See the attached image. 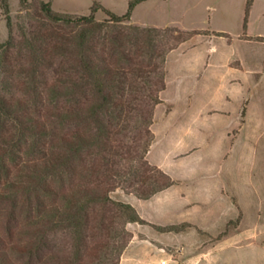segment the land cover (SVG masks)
I'll return each mask as SVG.
<instances>
[{
  "label": "rangeland",
  "instance_id": "374dc122",
  "mask_svg": "<svg viewBox=\"0 0 264 264\" xmlns=\"http://www.w3.org/2000/svg\"><path fill=\"white\" fill-rule=\"evenodd\" d=\"M4 1L0 45L13 38L8 54L12 72L0 74L9 87L2 92L0 86V93L16 99L31 89L25 92L30 79L24 73L34 60L27 39L48 45L51 28L42 3L77 16L98 7L94 17L102 21L105 10L125 14L132 0ZM130 23L157 28L164 47L177 46L166 56V85L154 110L150 129L155 140L147 160L178 184L154 202L132 198L150 223L126 225L132 238L137 234L134 247L139 249L136 255L126 252L131 238L120 260L264 264V0H143L133 7ZM36 75L39 91L55 78L47 63L37 66ZM8 173L9 178L0 174V192L17 170ZM128 192L118 188L110 196L129 203L133 195ZM18 211L0 219V250L25 242L29 230L23 225L30 221L27 212ZM145 236L149 242L143 243ZM50 239L60 256L73 257L68 236L59 232ZM15 257L16 264H48V250L41 258ZM92 257L85 253L73 261L87 264Z\"/></svg>",
  "mask_w": 264,
  "mask_h": 264
},
{
  "label": "trees",
  "instance_id": "16d2710c",
  "mask_svg": "<svg viewBox=\"0 0 264 264\" xmlns=\"http://www.w3.org/2000/svg\"><path fill=\"white\" fill-rule=\"evenodd\" d=\"M141 1H130L123 15L105 10L102 21L94 17L98 7L77 16L41 4L51 29L44 47L27 39L34 60L24 73L30 79L25 92L32 93L16 99L0 93V174L17 170L0 192V219L18 209L30 221L23 225L29 230L24 243L0 250V264H16L17 255L41 258L47 250L48 264H74L85 253L93 256L87 264H119L132 238L126 225L147 222L110 194L120 188L148 200L175 184L147 154L166 56L177 46L164 47L157 28L130 23ZM12 45V37L0 45L2 75L12 72ZM43 63L55 78L39 91L36 72ZM6 82L0 81L2 92L9 90ZM59 232L71 239L73 257L53 248L50 237Z\"/></svg>",
  "mask_w": 264,
  "mask_h": 264
},
{
  "label": "crops",
  "instance_id": "0c3cea01",
  "mask_svg": "<svg viewBox=\"0 0 264 264\" xmlns=\"http://www.w3.org/2000/svg\"><path fill=\"white\" fill-rule=\"evenodd\" d=\"M173 51H175V50H172L170 53H172ZM154 134V133H153ZM154 140H155V135H154ZM153 143H154V141H153ZM153 145V144H152ZM152 148V147H151ZM150 152H151V149L149 150V152H148V154H147V158L150 156ZM149 162V161H148ZM150 163V162H149ZM151 164V163H150ZM153 165V164H152ZM155 166V165H154ZM157 167V166H156ZM159 168V167H158ZM160 169V168H159ZM163 171V170H162ZM164 172V171H163ZM167 174V173H166ZM168 175V174H167ZM169 176V175H168ZM170 177V176H169ZM171 178V177H170ZM174 181V180H173ZM175 182V184L174 185H172L171 187H169V188H167V189H165V190H163V191H161V192H159V193H157L156 195H154L152 198H150V199H148V200H140V199H137V200H139V201H143V202H154V201H156V200H158L159 198H161V197H166L167 196V194L172 190V188L174 187V186H176L178 183L176 182V181H174ZM132 198H135L134 196H131L130 197V200H129V203L137 210V212H138V214H139V216L144 220V221H146L145 219H144V217H142V212H141V209H138L137 208V206H135V203H134V201L132 200ZM146 222H148V221H146ZM148 223H150V222H148ZM152 224V223H151ZM157 226V225H156ZM180 233L182 234L183 233V231H180ZM136 236H137V234H135L134 236H133V238H132V241L130 242V244H129V246H128V248L126 249V252L127 251H129V252H131V254L133 255V254H135L134 253V251L135 250H138L139 248H135L134 246H135V238H136ZM146 237V236H145ZM145 237H144V239H142V240H140L141 242H147L148 240H147V237H146V239H145ZM149 242V241H148ZM157 247V246H156ZM157 249H159L158 247H157ZM136 255V254H135ZM162 261H165V263L164 264H166V260L165 259H162L161 261H159V264H162L161 262ZM120 264H124L123 263V259H121L120 260ZM129 264H133V263H129Z\"/></svg>",
  "mask_w": 264,
  "mask_h": 264
},
{
  "label": "built area",
  "instance_id": "2783aa9c",
  "mask_svg": "<svg viewBox=\"0 0 264 264\" xmlns=\"http://www.w3.org/2000/svg\"><path fill=\"white\" fill-rule=\"evenodd\" d=\"M161 263H162V264H164V263H165V261H162Z\"/></svg>",
  "mask_w": 264,
  "mask_h": 264
}]
</instances>
